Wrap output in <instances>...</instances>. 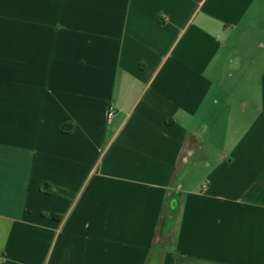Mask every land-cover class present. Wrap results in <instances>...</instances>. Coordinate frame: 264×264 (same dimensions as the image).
<instances>
[{
	"label": "crops",
	"instance_id": "0c3cea01",
	"mask_svg": "<svg viewBox=\"0 0 264 264\" xmlns=\"http://www.w3.org/2000/svg\"><path fill=\"white\" fill-rule=\"evenodd\" d=\"M0 264H264V0H0Z\"/></svg>",
	"mask_w": 264,
	"mask_h": 264
},
{
	"label": "built area",
	"instance_id": "2783aa9c",
	"mask_svg": "<svg viewBox=\"0 0 264 264\" xmlns=\"http://www.w3.org/2000/svg\"><path fill=\"white\" fill-rule=\"evenodd\" d=\"M117 110L115 109V107H113V106H111L110 108H109V110H108V114H107V119H108V121L110 120V121H112L115 117H116V115H117Z\"/></svg>",
	"mask_w": 264,
	"mask_h": 264
}]
</instances>
